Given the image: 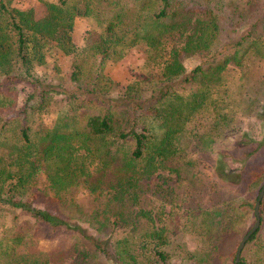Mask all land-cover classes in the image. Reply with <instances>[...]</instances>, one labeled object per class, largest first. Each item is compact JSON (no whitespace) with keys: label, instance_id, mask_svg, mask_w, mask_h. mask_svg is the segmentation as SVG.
Returning a JSON list of instances; mask_svg holds the SVG:
<instances>
[{"label":"trees","instance_id":"trees-1","mask_svg":"<svg viewBox=\"0 0 264 264\" xmlns=\"http://www.w3.org/2000/svg\"><path fill=\"white\" fill-rule=\"evenodd\" d=\"M250 1L240 7L235 0H45V14L36 18L32 7L0 0V113L15 103L3 94L20 93L17 82L32 87L17 114L0 115V228L2 215H12L11 225L0 230V264H171L167 225L142 195L152 194L158 204L167 202L166 207L192 217L193 198L202 186L206 201L222 189L223 196L227 192L215 175L239 187L247 182V188L264 179V161L246 176L243 167L236 173L217 153L212 156L215 149L224 150L219 141L228 143L231 132H240L231 127L236 108L264 119V15L253 14L249 31L235 35L236 17L244 22ZM77 16L91 17L98 28L85 32L81 47L71 35ZM135 47L145 51L147 82L134 79L123 92L110 93L113 81L103 74L104 63L122 59ZM250 50L263 68L257 88L238 104L223 78L228 65H241ZM57 53L72 57L69 89L35 70ZM182 53L198 55V63L187 70ZM83 73L89 74L87 80ZM58 95L64 106L53 124H38ZM257 147L263 160L264 142ZM190 149L197 152L195 160L186 157ZM161 169L176 174V185L153 180ZM40 174L56 207L36 202L42 193ZM80 189L91 197L89 208L75 201ZM237 195H225L222 209H202L201 235L209 244L221 236L220 229L246 233L237 221L245 204L232 203ZM17 212L27 216L26 224ZM37 227L62 231L72 240L40 249L33 235ZM211 246L185 250L182 256L193 264H214L216 244Z\"/></svg>","mask_w":264,"mask_h":264},{"label":"rangeland","instance_id":"rangeland-1","mask_svg":"<svg viewBox=\"0 0 264 264\" xmlns=\"http://www.w3.org/2000/svg\"><path fill=\"white\" fill-rule=\"evenodd\" d=\"M43 1L45 0H13V4L17 5L19 8L32 7L35 17L39 18L45 14V6ZM235 3L236 6L241 7L243 5V0H235ZM255 3H257L256 6L258 8H262L261 11H253V9L256 8ZM189 5L193 7L197 6L196 4L192 3V1H189ZM248 5L249 7L246 5V9L248 10L242 13L245 20L241 17L244 22L239 20V14L236 17L237 24H240V26L235 28V35H237V37L242 36L249 31L248 23L251 21L250 18L253 14L258 13L259 16L264 15V0H251ZM225 8L228 7L225 6ZM261 27H263L262 22L259 23L258 29ZM89 29H98L96 23L91 17H75L71 35L72 40L77 47L83 46L85 32ZM144 57V49L135 47L122 59L115 62L108 60L104 63L102 72L113 81L109 91L110 93L123 92L125 85L134 79L147 82V71L145 68L146 66L144 65ZM198 57V55H187L186 53H182L180 60L185 68L190 70L196 63H198ZM246 57L247 58H244L241 65H236L233 63L229 64L223 78L225 80L224 86L228 88L229 93L233 94L236 103L238 104H240L242 101H245L247 96L253 93L254 88H257L258 79L263 68V63L256 60V55L252 50L247 53ZM71 66V56H65L61 53H57L54 58H49L44 65L36 67L35 70L37 73L45 74L54 82H59L63 87L69 89L72 85L69 79L70 73L72 71ZM88 75V73H83L82 77L84 78ZM87 79L88 78H84L83 80ZM16 86L22 88L20 93H16L14 91L10 92L9 90L6 92L8 95L3 94L4 96L10 97L11 99L14 98L15 103L2 111L0 113L1 116H11L17 114L22 108V100L28 93L32 91V87L25 82H17ZM213 95L217 96V93L214 92ZM61 99L62 96L58 95L57 98H53L49 102L46 110L41 112L38 116V124L45 126H50L53 124L59 110H61L64 106V101ZM262 103L264 104V101H262ZM83 109L90 110L91 108L84 107ZM235 111L236 114L233 118L231 127L238 126L240 128V132L236 134L231 132V130H228V132L230 131V134H232V136L228 138L231 139V141L228 143L219 141L216 145H218L220 149L224 148V150L219 152L217 149H215L212 156L217 153L218 157L216 158H219L221 161L227 164V167L236 170V173H238V170L243 167L245 170L244 173H246V176H248L250 175L251 171L256 168L255 165L257 161H264V159L260 160L261 158L257 156H261L262 154V152L258 153L259 150L257 151V146L264 142V119H260L258 116H248L244 114L243 108L241 107L236 108ZM239 142L241 143L239 144ZM188 151L186 153V157L195 160L197 158V152H195L196 150L190 149ZM248 151L255 153L254 155L246 158L245 155ZM219 159H217V161ZM197 163H199V160ZM201 172L204 174H211V176L214 174L210 168H202ZM158 173L159 176H155L157 175L156 173L153 176V180L159 181L164 187H166L165 185L167 184L176 185V182L178 181L176 180V174L168 173L166 169H161ZM213 179H215L216 183H218L221 187H226L228 189V193L226 192L223 196L222 192L224 189H222L221 195L219 197L216 199H210V201H206L205 197L207 191L202 186V188L198 189L196 198H193V200H196V203L193 204L194 214L192 217H187V213H182L181 209L178 207L173 206L170 208L168 205L166 207L165 204L167 202L164 204V206L161 205V202L158 204V200H156L152 194L142 195L146 205L152 207V211L159 209V217L162 220H160L161 222L158 221V223H166L167 225L166 232L170 240L168 241V244H166V247L170 253L169 261L171 264H193V260L187 258L188 256H182L184 255L185 250H202L207 246L212 247L211 245L214 246L215 244L216 247L213 254L214 264L233 263L237 245L243 236H239L238 230L232 229L228 233H222L220 229L219 232L221 236L218 237L217 235L215 237L216 241L214 244L210 243L211 245L201 235V233H204L205 231L203 213L201 212L202 209L211 205L221 207L222 209V198L225 197V195H230L233 193V191H235L238 195L236 196V199L233 198V201L231 200L232 203L245 204V208H241L242 213L239 214L240 217H237V221L239 220L242 224L241 228L240 224L236 222V227L238 229L241 228L242 232H247L255 221V215L253 211L254 203L264 179L258 177L257 179L260 180L256 185L251 184L252 188L246 187L245 183L247 182L242 183V186L239 187L240 183L237 184L231 181H225L219 177H216V175ZM37 185L42 193L37 194L36 202L39 204L44 203L46 206H48V208L56 207L57 200L53 198V193L48 188V184L45 181L43 174L39 175ZM74 198L78 204L85 208H89L91 206L92 201L90 195L82 189L74 193ZM258 212L260 216V224L258 227H260V229L252 240L246 241L240 253V259H242L245 264L264 263V193L260 200ZM16 214H18V212ZM222 214L224 215L225 213L223 212ZM2 216H4V226H10L12 223V215L5 212V214ZM17 216L19 222H24L25 224V221L28 222L26 215L18 214ZM4 226H1L0 230L3 229ZM33 232L36 246L43 250L63 247L68 244L70 240H72V237L62 231L50 233L42 227H37Z\"/></svg>","mask_w":264,"mask_h":264},{"label":"water","instance_id":"water-1","mask_svg":"<svg viewBox=\"0 0 264 264\" xmlns=\"http://www.w3.org/2000/svg\"><path fill=\"white\" fill-rule=\"evenodd\" d=\"M263 193H264V182L262 183V185L258 191L257 198H256L255 203H254V210L253 211H254V215H255V221H254L253 225L248 229V231L240 239V241L237 245L236 251H235L234 260H233L232 264H237L239 262L240 253H241V250H242L244 244L248 240L249 236L257 229V227L260 224V216H259L258 211H259L260 200L263 196Z\"/></svg>","mask_w":264,"mask_h":264}]
</instances>
